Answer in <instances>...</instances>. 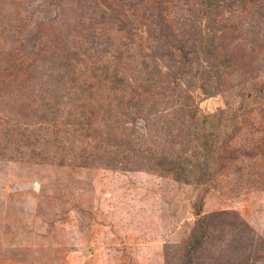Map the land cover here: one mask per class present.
<instances>
[{
	"label": "rangeland",
	"instance_id": "rangeland-1",
	"mask_svg": "<svg viewBox=\"0 0 264 264\" xmlns=\"http://www.w3.org/2000/svg\"><path fill=\"white\" fill-rule=\"evenodd\" d=\"M261 87L264 0H0V264H264Z\"/></svg>",
	"mask_w": 264,
	"mask_h": 264
},
{
	"label": "trees",
	"instance_id": "trees-1",
	"mask_svg": "<svg viewBox=\"0 0 264 264\" xmlns=\"http://www.w3.org/2000/svg\"><path fill=\"white\" fill-rule=\"evenodd\" d=\"M179 52L182 55L181 56L182 58L184 57L185 59H189L188 54L190 52H188L186 48L184 49V47L182 46L181 49H179ZM257 90H258V94H256L255 97L258 99L259 103H264V87L256 89V91ZM212 117L213 115L205 116L204 119H208V118L211 119ZM214 136H215V132L209 131L207 128H203L202 135L199 138V149L195 151L194 153L197 154L203 150L202 152L203 155L201 156L209 155L211 153V147H212L211 144H213L212 141H214L213 139ZM194 153L192 155L196 157ZM186 159H182L183 163H177V160L166 161L165 158H161L160 160L155 159V162L162 168L172 165L171 168H169L168 170L175 173L176 175L175 179L177 181H181L182 175L186 176L189 170H185L183 167H181L178 170L174 171V168L180 164L184 165V161ZM190 159L191 158L189 157L188 160L186 161H189ZM203 170H207V169L199 168L198 166L197 178L194 180L195 183L200 184V183L207 182L205 179H206V175L208 174V172L204 173ZM201 205H202L201 200L196 205H194V214L196 215L197 220H196L195 226L192 229L191 238L188 244V248H187V260L188 261L186 264H192V256H194L197 250L201 248V246L204 244L205 239L207 237V233H206V229H207L206 220L207 219L204 216H202Z\"/></svg>",
	"mask_w": 264,
	"mask_h": 264
}]
</instances>
